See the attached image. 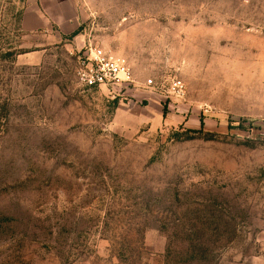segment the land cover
<instances>
[{
	"label": "rangeland",
	"instance_id": "obj_1",
	"mask_svg": "<svg viewBox=\"0 0 264 264\" xmlns=\"http://www.w3.org/2000/svg\"><path fill=\"white\" fill-rule=\"evenodd\" d=\"M60 2L0 0V264H264V0ZM90 46L132 83L79 86Z\"/></svg>",
	"mask_w": 264,
	"mask_h": 264
},
{
	"label": "built area",
	"instance_id": "obj_2",
	"mask_svg": "<svg viewBox=\"0 0 264 264\" xmlns=\"http://www.w3.org/2000/svg\"><path fill=\"white\" fill-rule=\"evenodd\" d=\"M75 80L85 89H117L132 83V73L127 61L119 54L99 46L80 49L75 55ZM183 85L176 81L171 85V94L176 99L184 97ZM203 112H207L203 109Z\"/></svg>",
	"mask_w": 264,
	"mask_h": 264
},
{
	"label": "crops",
	"instance_id": "obj_3",
	"mask_svg": "<svg viewBox=\"0 0 264 264\" xmlns=\"http://www.w3.org/2000/svg\"><path fill=\"white\" fill-rule=\"evenodd\" d=\"M27 3L21 20L25 32L47 30L48 25H55L61 31L66 30L62 26L66 25L67 13L62 12L60 0H27Z\"/></svg>",
	"mask_w": 264,
	"mask_h": 264
},
{
	"label": "trees",
	"instance_id": "obj_4",
	"mask_svg": "<svg viewBox=\"0 0 264 264\" xmlns=\"http://www.w3.org/2000/svg\"><path fill=\"white\" fill-rule=\"evenodd\" d=\"M73 34H74V33H73ZM73 34H72V35H73Z\"/></svg>",
	"mask_w": 264,
	"mask_h": 264
}]
</instances>
